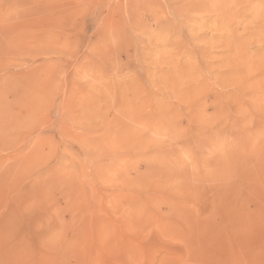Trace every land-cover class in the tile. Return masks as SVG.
<instances>
[{"label": "rangeland", "instance_id": "rangeland-1", "mask_svg": "<svg viewBox=\"0 0 264 264\" xmlns=\"http://www.w3.org/2000/svg\"><path fill=\"white\" fill-rule=\"evenodd\" d=\"M0 264H264V0H0Z\"/></svg>", "mask_w": 264, "mask_h": 264}]
</instances>
